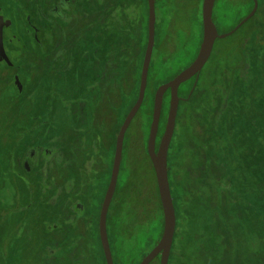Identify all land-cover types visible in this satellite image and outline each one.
<instances>
[{"label": "rangeland", "instance_id": "1", "mask_svg": "<svg viewBox=\"0 0 264 264\" xmlns=\"http://www.w3.org/2000/svg\"><path fill=\"white\" fill-rule=\"evenodd\" d=\"M160 1L157 0L156 4L157 27L161 25L163 14ZM257 1L261 14H264V0L260 5ZM133 7L131 0H0V12L3 13H0V60L7 59L2 36L3 22L6 23L5 18H8L11 26L9 37L17 39L24 49L22 62L25 67L31 64L34 70L30 71L33 85L27 87L21 97L18 89L21 88L20 73L24 68L19 71L7 59L9 63L0 73V196H3L0 198V264H61L59 257L44 256L48 255L44 245L47 241L45 218L52 236L49 246L54 247V239L63 237L64 221L71 214L69 202L83 198L88 209L92 200L98 198L95 207L100 214V201L102 205L111 179L117 136L140 90L145 28L142 19L131 22L132 15L140 13L136 6ZM142 15L143 12L140 18ZM237 18L238 15H234L227 19L226 26ZM181 24L184 31L194 29L196 25L186 19ZM161 26L164 27L163 24ZM256 26L264 31V20L256 21ZM198 29L196 26L197 33ZM161 32L164 33L163 30ZM197 41L198 37L187 33L180 43L171 42L168 48L166 45L161 50L167 67L166 71L160 70L161 75L155 80L157 83L163 80L158 87L170 80L164 79L166 76L176 74L192 63L196 58ZM250 54V67L255 77L251 78L247 88L255 96L264 91V56L256 51ZM157 55H153L150 64L154 69L163 64L156 60ZM213 70H207L206 83L204 79L199 83L200 72L189 96L180 95V103L185 100L192 103L190 109L181 113V120L176 121L172 141L183 136L181 145L185 154L180 157L176 171L172 170V157L169 158L171 181L174 175L180 179L178 191L183 190L190 195L186 196L187 199L198 198L202 203L206 200L211 202L214 195L208 180L205 177L198 179L204 164L192 161L197 150L195 142L204 141L206 136L202 107H208L210 103L225 106L230 89V85L215 86L216 76L220 73ZM8 86H14V90H6L10 100H1ZM150 88L149 83L147 92ZM240 89L242 87H238L231 97H239ZM261 102L264 108V102ZM257 115L264 118V109ZM147 117L145 115L141 119L148 121ZM259 120L260 125L255 119L237 121L236 124L240 130L249 133L251 139L263 141L260 128L263 124ZM162 131L163 119L158 136ZM172 141L169 153L175 148ZM18 142L23 146L17 148L12 162L7 149L14 148ZM33 144H38V149L29 159L26 149ZM49 147L61 154V162L63 158L69 159L71 165L65 171L69 178L63 175L64 167L59 173L49 165L46 160ZM23 160L29 161L27 167L21 165ZM262 163L263 160L260 161ZM262 170L264 184L263 167ZM253 193L249 202L240 205L239 212L221 209L218 222H208L206 213L199 217L197 211L189 206L180 207L181 223L193 228L189 235L193 239L198 236L208 239L207 245L193 244L198 245V254L205 263L264 264V186ZM118 213L116 201L109 216V227L115 233L114 237L117 231L112 216ZM84 225L87 241L75 242L73 236L69 239L67 236L72 248H87L95 244L94 230L99 229V217L93 219L89 215L82 227ZM196 226L199 230L195 229ZM153 234L157 233L154 231ZM142 237L145 242L152 238L148 233H143ZM114 244L112 249L117 256L116 246L119 244ZM141 246L127 255L124 264L140 262L155 245L145 254L147 246ZM74 256L73 253V260ZM72 264L76 263L72 261Z\"/></svg>", "mask_w": 264, "mask_h": 264}, {"label": "trees", "instance_id": "2", "mask_svg": "<svg viewBox=\"0 0 264 264\" xmlns=\"http://www.w3.org/2000/svg\"><path fill=\"white\" fill-rule=\"evenodd\" d=\"M160 2V6L163 8L162 22L160 24H163L164 27L161 25V27L156 26L153 55L155 57L158 53L156 60L163 64L158 69H154L150 65L147 87L150 83L151 88L149 92L146 89L144 101L127 129H131V131L129 134L126 131L117 187L108 212L107 226L111 249L113 243L121 246V249L116 246L119 252L117 256H115L112 249L115 264H124L127 260V255H131L139 245H142L141 247L147 246V251L144 254L147 253L149 248L156 245L159 241L164 229L162 202L155 170L147 150L154 97L159 83L163 81L161 80L157 83L155 80L161 75L159 74L160 70L166 71L167 67V63H164L165 60L163 61L165 55L161 54V50L166 45L168 48L171 42L176 43L178 41L180 43L188 33L191 37H198L195 52V56H197L201 38H203V0H161ZM260 3L261 0H259V5ZM156 4L157 0H155ZM133 6H136L140 13L137 16L132 15L131 22H134V20L141 21L142 19L145 28V43L147 44L148 0H131V7ZM253 6L254 0H216L213 18L219 32L224 33L232 30L251 12ZM216 7L217 11L215 10ZM259 9L235 33L215 41L212 54L201 71L199 83L206 79L208 76L207 70L210 68L214 69L213 71L216 74L220 73L216 76V87L230 85L229 98L225 106L218 103L213 106L210 103L208 107H202V119L207 126L206 136L204 141L195 142L197 150L193 153L195 156L192 158L194 164L198 162L204 164L203 173L198 179L201 180L205 177V180H208L207 182L213 188L214 195L211 202L206 200L202 203L201 199L198 198L187 199L186 196L190 195L183 190L179 192L177 189L180 180L178 175H174L173 181L170 178L176 208L177 226L168 264H219L217 261L205 263L201 259L198 254V251H200L198 245L193 244L207 245L208 239L206 236H198L193 239L192 235H189L193 228H189L185 222L181 223L183 215L180 213V207L183 205L189 206L197 211L199 217L206 213L208 222L209 220L218 222L221 219V209L227 208L230 212H239L240 205L249 202L254 194L253 192L263 189L264 184L261 174L263 171L262 167L264 168V137L263 141H259V139L257 141L256 138L251 139L249 133L247 134L245 130H240L238 124H236L237 121L255 119L260 125L259 119H261L263 126H260V128L262 129L261 133L264 135V118L257 115L258 112H262V109H264L260 104V100L264 102V91L252 96L249 88H247L251 78L255 77L250 67L249 58L252 55L250 53L256 51L259 55L264 56V31L256 26V21L264 20V14H261L262 12ZM141 12H143L142 18H140ZM234 15H238V18L233 24L226 26L227 19ZM185 19L195 22V28L196 26L199 28L198 33L195 28L187 29L186 25L185 29L187 30L184 31V26L181 23ZM223 24V28L220 27ZM162 30L164 33L161 32ZM146 44H144V52ZM182 70L180 69L176 74ZM176 74L166 76L164 79H172ZM196 80L197 76H194L190 80L191 84H188L189 81L184 82L179 90V95L189 96ZM204 80L203 82L206 83V80ZM238 87H242L239 97H231V94L235 93ZM169 103L170 90L165 93L164 97L161 115L163 131L160 136H157V147L165 130ZM191 103V100L179 103L177 122L181 120V113H184L186 109H190ZM220 111L223 113L221 114ZM145 115H148V121L144 120L145 118L141 119ZM182 139L184 138L180 135L172 141L175 144V148L169 154V158L172 157L173 159V171L178 169V161L185 154L182 153V150L185 152V148L183 149L181 145ZM177 141L180 143L177 144ZM125 149L127 150L125 151ZM262 160L263 163L260 164ZM169 166H171L170 162ZM97 199L92 200L91 205L89 204L88 206V213L94 210L96 212L93 219L99 217L95 207L98 203ZM74 200L70 203H74ZM116 201L119 204V213L112 216L115 222V230L117 231L114 237L115 233L109 227V216L111 207ZM99 206L101 207V201ZM197 226L195 229L198 228ZM154 231L157 234H153ZM94 232L95 244L87 246L89 248L87 250L88 262L91 264H107L100 242L99 229L97 228ZM143 233L150 234L152 238L145 242L142 237ZM188 246L190 247L187 248ZM138 262L135 264H139ZM150 264H160L159 256L154 258Z\"/></svg>", "mask_w": 264, "mask_h": 264}, {"label": "water", "instance_id": "3", "mask_svg": "<svg viewBox=\"0 0 264 264\" xmlns=\"http://www.w3.org/2000/svg\"><path fill=\"white\" fill-rule=\"evenodd\" d=\"M216 0H203L202 3V22H203V38L196 58L192 63L176 74L172 79L161 84L155 93L153 116L149 130L147 150L152 161L160 199L162 202L164 213V229L161 238L154 248L144 256L139 264H150V262L159 256L160 264H168L170 259L171 248L174 241L177 216L174 199L171 190L170 176H169V150L172 138L174 136L176 119L179 110L180 95L179 87L183 82L191 79L194 76H199L205 64L208 62L215 41L219 38H225L235 33L244 23L252 18L258 10V1L254 0V6L251 12L243 18L232 30L220 33L213 18L214 7ZM149 5V19H148V41L145 50L140 90L138 98L131 110L127 114L116 140L115 156L112 167L111 179L107 188L99 216V233L100 240L103 247L104 255L107 264H115L113 253L108 234L107 218L108 212L113 200L115 190L117 187L122 156L124 139L127 129L132 120L138 113L147 89L148 73L153 56L155 39H156V5L155 0H148ZM170 90V103L167 115L165 130L157 147V136L159 132L160 120L162 115V108L164 103V95L167 90Z\"/></svg>", "mask_w": 264, "mask_h": 264}, {"label": "flooded vegetation", "instance_id": "4", "mask_svg": "<svg viewBox=\"0 0 264 264\" xmlns=\"http://www.w3.org/2000/svg\"><path fill=\"white\" fill-rule=\"evenodd\" d=\"M0 13H1V15H3L2 12H0ZM7 20H8V18L7 19L5 18V22L6 23L3 22V36H2L3 37V45H4V48H5V53H6L7 57H8V59H9V62H11V65L15 64L19 71H20V69L24 68L21 73L18 72V74L20 73V75H21V77H20V79H21V81H20L21 82L20 83L21 84V88L18 89L19 90L18 93H19V95L21 97L23 92L26 91V88L29 87L30 85H33L34 81L30 82V80H31V74H32L31 72H34V70L31 67V64H29V66L25 67L26 65L22 62L23 59H24V49L19 46V44L17 42V39H13V38L11 39L9 37L11 26L9 24L10 21L7 22ZM9 62H8V60L6 58L0 60V73L3 70L6 69L7 66H5V64H8ZM191 79L187 80L186 82L190 81ZM181 85L179 87V90L181 88ZM6 90H14V86H8L5 89L4 98L1 97L2 98L1 100H10V98H8V95L6 94ZM164 97H165V95H164ZM64 122H65V118H64ZM65 127H67V128L69 127L68 124H66V122H65ZM21 146H23V145L20 144V142H18L14 148L11 146V147H9L7 149L9 154H10L9 158L12 160V162H14V160L16 158L17 148L21 147ZM37 149H38V144L37 145L33 144L31 147L26 149L27 150L26 151V155L28 156L29 159H31L32 156H34V153L36 152ZM3 152H5V151H3ZM65 152H66V148L64 149V153ZM46 155H47L46 156V160L49 161V165L52 167V169H55V170H57L60 173L61 169L64 167L63 175L65 174L64 177L68 176V178H69V174L65 173L67 168H69L70 165H71L69 159L68 158H65V159L63 158V161L61 162V154L58 151L57 152L54 151L50 147H49L48 152H47ZM28 163H29V161H27V160L24 161L23 160V163L21 162V165L23 167H27ZM15 164L16 163H14V166H15ZM0 198L3 199V196H0ZM74 203H75V201H74ZM74 203H70L69 202V204L71 206L70 207V210H71L70 213L71 214L64 221L65 225H64V228H63V237L62 238L61 237L60 238L56 237L54 239V240H56V244L54 245V247L49 246V240L52 239V236H50V234H49L50 227H48V225L46 224L48 220H46L47 218H45L44 225L47 226V228L45 229V231H46L45 232V236H46V240L47 241H45L44 245H46L45 246L46 247L45 251L47 250L48 255H44V256L45 257H48V256L59 257L60 261H61V264H72V261H74L76 264H88L87 248H85L86 246L85 247H83V246L80 247L79 246L77 248H72L71 244L67 240V236H68V239L71 237L72 222L75 221V219H76L75 216H73V215H75L74 214V212H75L74 209L76 208L73 205ZM79 213H81V210L79 211ZM99 216H100V214H99ZM58 233L60 234L61 232L59 231ZM99 237H100V233H99ZM85 238H86V234L83 231V233L81 235V238L79 239L80 243L84 242ZM100 242H101V240H100ZM101 246H102V244H101ZM73 253L75 254L74 260L72 258ZM54 257H52V258L55 259ZM50 261H51V258H50Z\"/></svg>", "mask_w": 264, "mask_h": 264}, {"label": "crops", "instance_id": "5", "mask_svg": "<svg viewBox=\"0 0 264 264\" xmlns=\"http://www.w3.org/2000/svg\"><path fill=\"white\" fill-rule=\"evenodd\" d=\"M75 203L77 204L74 207H76L74 209V214L73 216H75V221L72 222V234L71 236H73V239L76 240L75 242H77V240L79 241V239L81 238V235L83 233V231L86 234V225H84V227H82V224H86V222L88 221L89 215H91L92 217H94L95 215V211L89 212L88 213V209H87V205L85 206V201L83 200V198H77L76 200H74ZM81 210V213H79V211ZM60 227H58L57 229H59ZM84 241H86V238L84 239ZM56 244V243H55Z\"/></svg>", "mask_w": 264, "mask_h": 264}]
</instances>
